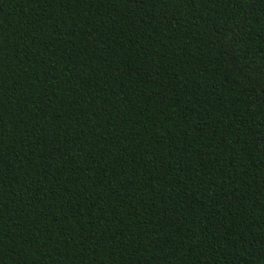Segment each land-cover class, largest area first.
Returning a JSON list of instances; mask_svg holds the SVG:
<instances>
[{
	"label": "trees",
	"instance_id": "1",
	"mask_svg": "<svg viewBox=\"0 0 264 264\" xmlns=\"http://www.w3.org/2000/svg\"><path fill=\"white\" fill-rule=\"evenodd\" d=\"M0 264H264V0H0Z\"/></svg>",
	"mask_w": 264,
	"mask_h": 264
}]
</instances>
